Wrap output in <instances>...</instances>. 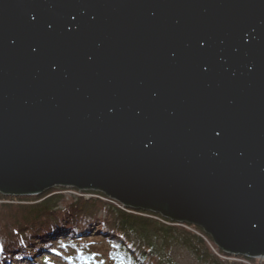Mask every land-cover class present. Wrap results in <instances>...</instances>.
Masks as SVG:
<instances>
[{
  "label": "water",
  "instance_id": "1",
  "mask_svg": "<svg viewBox=\"0 0 264 264\" xmlns=\"http://www.w3.org/2000/svg\"><path fill=\"white\" fill-rule=\"evenodd\" d=\"M56 188L264 260V0H0V193Z\"/></svg>",
  "mask_w": 264,
  "mask_h": 264
},
{
  "label": "trees",
  "instance_id": "2",
  "mask_svg": "<svg viewBox=\"0 0 264 264\" xmlns=\"http://www.w3.org/2000/svg\"><path fill=\"white\" fill-rule=\"evenodd\" d=\"M67 191L78 197L68 198ZM42 250L65 264H92V256L95 264H181L177 259L186 257L196 264H264L225 253L199 227L128 209L100 192L0 193V264H54L45 256L31 260Z\"/></svg>",
  "mask_w": 264,
  "mask_h": 264
},
{
  "label": "rangeland",
  "instance_id": "3",
  "mask_svg": "<svg viewBox=\"0 0 264 264\" xmlns=\"http://www.w3.org/2000/svg\"><path fill=\"white\" fill-rule=\"evenodd\" d=\"M65 195L68 196V198H73V197H78V194H76L75 192L73 191H67V192H64ZM91 197V196H90ZM46 257V258H52V255L50 252L46 251V250H42L40 251L39 253H34L32 255V258L31 260L32 261H37L39 263V259H41V257ZM53 259V262L54 264H65L63 261H61L60 259H56V258H52ZM235 259H231V261ZM177 261H179L181 264H196L193 260H191L189 257H186L185 259L183 260H180V259H177ZM238 261V260H237ZM260 261H264V260H260ZM26 261L23 259V260H20V261H17L16 264H25ZM10 264H13V263H10Z\"/></svg>",
  "mask_w": 264,
  "mask_h": 264
},
{
  "label": "snow or ice",
  "instance_id": "4",
  "mask_svg": "<svg viewBox=\"0 0 264 264\" xmlns=\"http://www.w3.org/2000/svg\"><path fill=\"white\" fill-rule=\"evenodd\" d=\"M62 247H63V245H62ZM58 255H59V253H58ZM90 260L92 261V264H95V257L94 256L90 257ZM70 264H75V260H71ZM99 264H104V262L100 261Z\"/></svg>",
  "mask_w": 264,
  "mask_h": 264
},
{
  "label": "bare ground",
  "instance_id": "5",
  "mask_svg": "<svg viewBox=\"0 0 264 264\" xmlns=\"http://www.w3.org/2000/svg\"><path fill=\"white\" fill-rule=\"evenodd\" d=\"M245 260V259H244ZM255 260H257V259H255Z\"/></svg>",
  "mask_w": 264,
  "mask_h": 264
}]
</instances>
